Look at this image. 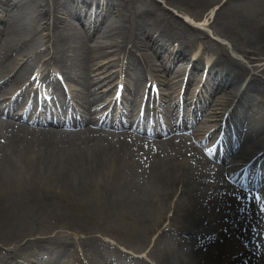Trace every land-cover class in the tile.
<instances>
[{
    "label": "bare ground",
    "instance_id": "obj_1",
    "mask_svg": "<svg viewBox=\"0 0 264 264\" xmlns=\"http://www.w3.org/2000/svg\"><path fill=\"white\" fill-rule=\"evenodd\" d=\"M141 1L143 7L134 6V2ZM145 1L0 0V264H53L57 260L58 264H70L69 255L59 254L75 244L56 234L54 226L64 214L85 226L91 235L116 227L124 234L123 245L133 252L153 243L148 260L118 255L120 251L103 238H96L97 243H79L102 250L100 259L92 264H264V243H242L253 227L264 234V213H257L254 199L259 182L247 176L239 179L233 173L237 169L232 167L236 164L240 169L257 151L240 146L230 160L233 147L226 143L223 156L211 155L221 163L217 165L196 147L211 138L217 126L210 122L222 119L235 100L236 92L230 95L222 89L216 95L217 89L242 81L250 73L236 61H224V47L214 46L217 53H222L209 72H220L221 78L217 89L205 97L202 90L197 95L198 102L211 106L206 118L198 122V130L192 133V119L166 111L176 131L192 134L182 139L161 141L149 133L139 134L140 130L145 133V127L136 120L129 121L133 110L122 114L128 124L125 129L115 107L111 108L112 102L100 95L107 90L96 92L100 84L109 82L116 87L123 81V88L137 96L138 104L148 82L151 86L163 84L157 72L167 74L174 65L171 73L180 80L185 62H191L189 45L197 43L190 38L197 34L194 28L166 11L157 14L155 9L149 10ZM164 1L168 5L207 7L217 0ZM251 1L228 0L212 26L215 28L217 21L221 32L216 35L243 44L259 62L260 55H264V13H253ZM91 5H96V18L88 11ZM133 8L139 16L130 22L124 12ZM110 12L113 15L107 18ZM17 19L32 23L39 32H20ZM73 20L77 25L71 23ZM108 37L122 43L114 47L124 53L123 58L106 61L115 56L108 50ZM151 52L164 55L157 69ZM15 54L17 58H12ZM126 55L130 73L123 77L127 72L117 68ZM204 64V59L197 57L192 61V70ZM255 68L264 71L263 66ZM63 80L75 94L86 92L81 96L80 110L72 114L79 116L85 126L80 131L41 127V122L53 126L71 123L72 116L33 117L23 103L25 92L32 96L43 90L49 95L65 96ZM189 83L193 82L188 79L187 86ZM192 92L190 89L188 95ZM245 92L264 97V80H250ZM253 102L260 110L255 95L249 100L251 107ZM261 103L264 104L262 99ZM242 112L243 108L236 104L229 117L238 118ZM100 121L101 130L90 127ZM115 127L125 130L116 131ZM259 145L264 151V134ZM252 167L264 179V152L248 169ZM232 179L241 182L246 190L233 186ZM38 220H44L41 237H35L33 222ZM162 220L167 224L150 238ZM231 222L242 226L232 232L227 229ZM230 236L235 243L232 247L224 244L229 243ZM22 242L25 243L20 245ZM9 245L14 246L5 251L4 246Z\"/></svg>",
    "mask_w": 264,
    "mask_h": 264
},
{
    "label": "rangeland",
    "instance_id": "obj_2",
    "mask_svg": "<svg viewBox=\"0 0 264 264\" xmlns=\"http://www.w3.org/2000/svg\"><path fill=\"white\" fill-rule=\"evenodd\" d=\"M61 1H62V3L65 2V0H61ZM227 1L228 0H217L216 2L211 3L207 7L206 6L202 7L200 5H195V4H186L185 6H179L178 4L168 5L164 0H147L145 2L148 4L149 10L155 9L157 14L159 12L166 11L167 14L169 13L168 14L169 16L177 19L178 21L182 22L183 24L184 23L187 24V26L189 28H194L193 32H197V37H198V39H200V40H198V42L194 46V50L197 47H199V45H201L202 47L210 48L211 49L210 51L213 52V51H216L215 49H213V47L214 46L218 47V45H220V46L224 47V49L226 50V55L230 60L235 61L230 56V54L231 55L233 54L236 58H238V61H241L242 63H244V66L242 65V67H244L251 75V72L253 70V68H252L253 65L250 64V61H251V59H255V58H254V55H247L246 54L250 51V49L245 47L241 43L226 40V39H224V37L222 38V37H220V35H216L217 32H221L219 29V23L217 21H216L215 28L212 26L218 12L220 11L219 9ZM143 2L144 1L134 2V6L143 7ZM153 2H155L156 5H153ZM249 8L256 15H259L260 13H264V0H252L250 2ZM140 11L142 12V8H140ZM1 15L2 14L0 13V16ZM124 15H126V17L129 18L131 21H134L136 18H138L139 13H135V9L133 8L128 12H124ZM15 22L18 25H20L21 28L23 27V29H21L22 32L25 31V29H28L32 33L36 32L34 25L32 23H28L25 19H17ZM199 28L202 31L201 30L198 31ZM202 28H204V29H202ZM201 33H203V35ZM108 43H111L112 46L122 44L121 42H119V40L114 39V38H109ZM224 43L228 46H226ZM114 49H115V47H114ZM260 56L264 57V55H260ZM158 59H160V57H155L154 54H152L153 63L156 62L159 64L160 61ZM255 73H258V75L252 77L253 79L260 77L258 79H260L261 81L264 80V76H263L264 72L258 71ZM165 78H166V81H171L170 74L165 75ZM239 83H241V82H239ZM170 94H171V90L169 92L165 91V96L168 97ZM251 96H249L245 100L246 104H249V100H250ZM255 98L257 99V103L259 104L260 111L256 113V109H255V106H257L256 103L253 102L251 104H252L253 109L255 110V116L258 119V118H260L261 115L262 116L264 115V104L261 103V99L264 103V97L261 96V98H259V96H257L255 94ZM249 111H250V109H249ZM247 115H248V113H247ZM247 115L245 117H247ZM245 117H243V119H245ZM65 215L66 214H64L63 216H60L59 221H57V223L54 225L57 228L56 234L59 233L60 237L63 239H66L70 244H72V242H73L77 245L74 248L77 250V254L83 259V264H87L89 258H90L89 261L91 263H93L94 260L100 259V256L102 254V250L91 249L87 246L82 247L79 244V243H97L96 238L97 239L103 238L107 242H110L112 244L111 246H113L114 249L117 248L120 251V253H118V255L122 253L124 255H131L132 257L135 256L137 258H140V257L146 258L148 252L150 251V249L152 247L153 243H148V246L144 250H142L138 253L133 252L123 245L122 236L124 234L119 229H117L116 227L115 228L107 227L106 230L104 231V233H102V234L97 233L96 235H91L85 226H82L81 224L77 223L72 218L64 217ZM162 221L163 222L158 227V230L149 235L150 238H153V237L157 236L159 233H161L162 229L164 228L163 227L164 223H165V225L167 224V222H164V220H162ZM43 224H44V220H38L36 222H33L34 228L36 229V236L35 237H39V235L42 234L43 227L41 225H43ZM240 225L242 226V223L235 222V225L233 227L232 232H234L236 230V228H238ZM253 232L256 233V231H251L245 236L248 239H244V243H253V241H250L251 237L253 236L251 233H253ZM230 240H231V243H224V244L225 245L230 244V247H232L235 244V243H233L232 236L230 237ZM23 243H25V242L20 243V245H22ZM221 244L223 245V243H221ZM13 246L14 245L4 246V250L10 249ZM2 254H4V253L2 252ZM2 256L3 255L0 254V258ZM114 263H116V262H114ZM234 264H237V262H235Z\"/></svg>",
    "mask_w": 264,
    "mask_h": 264
}]
</instances>
